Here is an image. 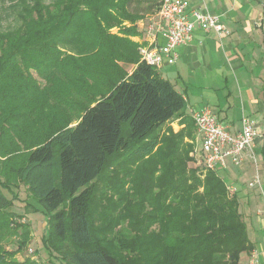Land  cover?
<instances>
[{
    "label": "trees",
    "instance_id": "trees-1",
    "mask_svg": "<svg viewBox=\"0 0 264 264\" xmlns=\"http://www.w3.org/2000/svg\"><path fill=\"white\" fill-rule=\"evenodd\" d=\"M14 3L17 23L0 31V264H39L17 257L32 239L12 210L21 185L60 264H240L253 247L238 196L215 169L202 179L188 165L194 120L162 129L186 99L131 39L160 1Z\"/></svg>",
    "mask_w": 264,
    "mask_h": 264
},
{
    "label": "crops",
    "instance_id": "crops-1",
    "mask_svg": "<svg viewBox=\"0 0 264 264\" xmlns=\"http://www.w3.org/2000/svg\"><path fill=\"white\" fill-rule=\"evenodd\" d=\"M188 1L190 9L201 6L219 15L228 32L218 34L196 27L193 39L178 47L176 62L165 61L158 69L187 102L183 115L170 121V126L175 131L184 128L190 119L194 120V111L204 106L211 107L234 134L241 130L243 116L255 121L257 136L253 150L244 153L240 164L227 159L215 170L226 180L227 189L236 188L232 194H237L248 226L253 247L249 252L257 253L259 264H264V0ZM143 25L138 22L139 33L132 39L140 45H150ZM155 43L164 44V36L159 34ZM126 65L128 74L136 67L134 63ZM193 127L197 141L200 136L195 120ZM256 174L260 176V184L249 186ZM19 190L29 196V201L33 200L25 185ZM20 253L17 257L23 260ZM247 257L248 252H243L240 264H247Z\"/></svg>",
    "mask_w": 264,
    "mask_h": 264
},
{
    "label": "built area",
    "instance_id": "built-area-1",
    "mask_svg": "<svg viewBox=\"0 0 264 264\" xmlns=\"http://www.w3.org/2000/svg\"><path fill=\"white\" fill-rule=\"evenodd\" d=\"M159 1L158 10L150 15L145 27L151 43L139 46L141 59L157 69L161 68L165 61L176 62L178 47L193 39L196 27L206 32L215 30L218 34L228 32L219 15L212 14L201 6L190 9L188 0ZM159 34L164 36V44L155 43ZM193 118L201 138L202 157L207 169H216L227 159L240 164L244 153L253 150L257 129L255 121L250 117H242V128L236 134L230 132L209 106L194 111ZM256 184H260L258 174L249 182V186ZM235 190L233 186L228 187L230 194ZM255 261H258L257 253H253L252 262Z\"/></svg>",
    "mask_w": 264,
    "mask_h": 264
},
{
    "label": "rangeland",
    "instance_id": "rangeland-1",
    "mask_svg": "<svg viewBox=\"0 0 264 264\" xmlns=\"http://www.w3.org/2000/svg\"><path fill=\"white\" fill-rule=\"evenodd\" d=\"M16 0L12 1V0H1L0 1V31L7 29L9 27H12L14 25H16L17 23V12H16V7L14 6V2ZM50 0H45V2H49ZM142 7H147V4H143ZM146 10V8H145ZM158 10V8L156 9ZM156 11H152L150 14H146L145 19H141L138 20V22H143V26H146L147 20L150 17L151 14H153ZM138 22L136 23V25L138 24ZM131 24H128V26ZM120 27H114L111 29L112 32L118 33L120 30ZM132 39V37H131ZM140 46V45H139ZM75 53V51H74ZM126 64H131L128 62H124L121 61V65H123L124 69H127V65ZM32 72L34 73V75L37 77V79L39 80V83H41V87H45L48 83V81L42 77V76H38V71L31 69ZM80 96V94L78 95ZM73 114H74V119L70 122V124L75 123L76 121H78L80 115H81V111L79 109V106L76 105L75 107H73ZM173 122V120L171 121ZM168 122L166 123L162 129L167 128L168 126H170V123ZM196 124V123H195ZM195 140V146L194 149L191 151L190 155L192 157V160H190L188 162V165L194 169H196L197 174L203 179L206 175L207 169L204 165L203 162V157H202V153L201 150L199 148L200 146V138L197 144L196 138ZM115 166H110V168L106 169L105 172H103V174L101 175V177L99 178L98 181V186L100 185V187L103 186L104 182H105V176L108 172L111 171L112 168H114ZM203 173V174H202ZM5 192L7 193V195L9 197L13 196L14 193L13 191L10 190H5ZM14 192L18 195L17 199H15V203L12 206V210L15 212L16 217H15V223H24L28 225V228L30 230V237H32V239L30 240V242L28 243V246L23 248V250L20 253V258L24 257H32L35 258L36 260L39 261V264H60V262L56 259L53 258L50 255V252L48 250V248L45 247L44 242H43V235H44V231H48V224L46 223L47 220L45 219V215L42 211L37 210V211H32L29 208H27L25 205L27 203L29 196H25L24 191L20 192L19 189H14ZM229 192V191H228ZM23 194V195H22ZM230 194V193H229ZM31 201V200H30ZM35 205L37 207H40L41 209V204H36ZM44 224H45V228H44ZM154 228H158V224H153L151 226V229ZM23 229L20 228V231H22ZM22 238V235H21ZM18 240H19V235H14L12 237H10L9 239H7L5 242V245L7 246L8 249L14 250L17 249L18 247ZM22 254V255H21ZM246 260L248 261L247 264H259L258 261L252 262L253 260V254L251 252H248V257L246 258Z\"/></svg>",
    "mask_w": 264,
    "mask_h": 264
}]
</instances>
